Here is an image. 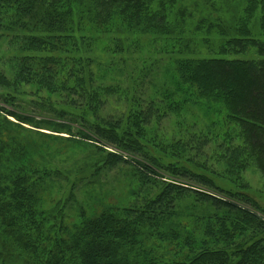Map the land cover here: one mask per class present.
Listing matches in <instances>:
<instances>
[{
  "label": "trees",
  "instance_id": "obj_1",
  "mask_svg": "<svg viewBox=\"0 0 264 264\" xmlns=\"http://www.w3.org/2000/svg\"><path fill=\"white\" fill-rule=\"evenodd\" d=\"M173 5L174 0H0V264L12 255L21 264H264V209L195 170L206 169L195 159L221 133L215 161L231 176L253 165L264 177V39L249 29L254 16L264 36V0L246 1L230 36L225 29L217 32L223 40L219 52L250 50L251 59H177L174 88L145 101L95 78L93 44L103 43L112 65L143 38L163 42L176 31L169 16ZM157 50L163 54V45ZM116 100L125 102L127 112L115 119L103 109ZM209 100L221 104L224 117L211 120L212 135L194 132L180 143L179 161L193 168L165 167L136 148L141 126L157 125L168 112L178 115L197 102L209 109ZM31 107L80 118L90 133L81 130V137L117 150L106 153L103 167L131 164L151 194L130 207L80 212L77 222L64 224L63 206L56 211L58 205L42 204L45 185L57 173L32 158L22 126L36 123L25 113ZM135 149L134 164L124 153ZM185 199L195 226L180 234L172 216Z\"/></svg>",
  "mask_w": 264,
  "mask_h": 264
},
{
  "label": "rangeland",
  "instance_id": "obj_2",
  "mask_svg": "<svg viewBox=\"0 0 264 264\" xmlns=\"http://www.w3.org/2000/svg\"><path fill=\"white\" fill-rule=\"evenodd\" d=\"M246 1L174 0L169 16L177 25L175 33L163 39V42L156 41L152 44L143 38L122 56L119 55L120 59L114 58L112 65H109L107 56L101 51L103 43L93 44L90 47L93 52L89 56L96 62L94 72L97 82L119 84L125 87L129 97L134 94L135 98L145 101L155 97L156 91L174 88L173 67L177 59L255 57L250 50L247 53L224 54L217 49L223 43L217 32L225 29L226 36L232 34L229 29L236 28L242 20ZM257 28L258 22L253 16L249 23L251 36L264 39ZM162 45L163 54L157 50ZM207 104L209 109L197 102L187 106L178 115L168 112L157 125L141 126L142 133L137 136L140 144L136 148L155 157L165 167L193 168L190 163L179 161L182 156L180 143L190 133L209 132L212 135L211 120H221L224 117L220 103L209 100ZM104 110L115 119L127 112L122 100H116ZM25 113L36 121L34 124L22 123L25 128L23 134L32 143V158L41 167L44 165L57 173L45 185L43 207L51 209L58 205L55 208L58 211L63 206L61 213L64 224L77 222L80 212L93 215L106 208L130 207L142 202L148 193L151 194L152 190L141 184L137 170L131 164H120L110 170L103 167L106 153L117 150L81 137V130L86 135L90 133L87 124L80 118L77 122L69 113L65 117H57L50 111L39 112L32 107ZM9 120L17 123L13 117H9ZM222 140L221 133L210 137L211 144L205 148V156L195 159L206 169L195 170L205 173L218 188L243 192L264 209V177L258 168L251 165L237 176H231L225 166L215 161L216 144ZM130 150L124 154L135 164L134 160L138 159L137 149L136 152ZM98 168L100 169L96 170ZM179 208L180 211L172 216L174 223L171 226L181 234L194 229V216L189 213L194 209L190 199L180 201ZM157 243L163 251V242ZM6 264H21V260L12 255L10 259H6Z\"/></svg>",
  "mask_w": 264,
  "mask_h": 264
}]
</instances>
